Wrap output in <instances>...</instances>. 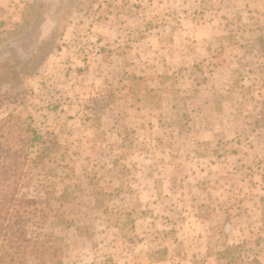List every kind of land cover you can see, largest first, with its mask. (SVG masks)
Returning a JSON list of instances; mask_svg holds the SVG:
<instances>
[{
  "label": "rangeland",
  "instance_id": "374dc122",
  "mask_svg": "<svg viewBox=\"0 0 264 264\" xmlns=\"http://www.w3.org/2000/svg\"><path fill=\"white\" fill-rule=\"evenodd\" d=\"M261 35L264 0H0L47 264H264Z\"/></svg>",
  "mask_w": 264,
  "mask_h": 264
},
{
  "label": "trees",
  "instance_id": "16d2710c",
  "mask_svg": "<svg viewBox=\"0 0 264 264\" xmlns=\"http://www.w3.org/2000/svg\"><path fill=\"white\" fill-rule=\"evenodd\" d=\"M259 43L264 53V36H260ZM246 45H252L250 40ZM19 138L18 142L7 140L10 145L0 148V264H24L30 260L34 264H47L55 252H51L47 237L36 234L29 237L27 225L29 216L34 214L30 209L33 201L20 191L26 186L25 166L29 162L39 164L44 155L32 151L39 140L34 132ZM17 143L20 145L13 148Z\"/></svg>",
  "mask_w": 264,
  "mask_h": 264
}]
</instances>
